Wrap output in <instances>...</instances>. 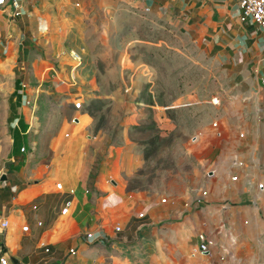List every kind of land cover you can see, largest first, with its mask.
<instances>
[{
    "label": "crops",
    "instance_id": "crops-1",
    "mask_svg": "<svg viewBox=\"0 0 264 264\" xmlns=\"http://www.w3.org/2000/svg\"><path fill=\"white\" fill-rule=\"evenodd\" d=\"M16 1L20 8L15 19L9 20L7 11L0 14V67L6 71L7 63L12 65L9 43L15 41L17 57L31 58L28 69L37 80L31 85L16 79L7 89L4 119L9 136L10 130H18L21 140L16 145L10 136L6 148L0 142V176H6L0 181V222L8 221L5 228L0 226V251L14 264H264V29L241 20L236 0ZM128 5L129 10H142L185 27L208 54L227 64L226 71L235 79V95L218 104L207 98L165 103L149 90L151 101L136 102L141 106V122L147 109L154 110L160 121L170 120L173 112L193 113L196 131L189 136L182 163L176 169L154 171L153 184L164 185L160 191L127 188L126 177L148 160L144 156L132 161L135 153L130 146L122 152L112 149L100 162L97 183L108 179V192L87 193V161L81 154L100 150L105 136L101 131L88 134L90 116L61 136L63 150L79 153L72 163L65 156L61 161L70 171L60 169V175L71 188L52 192L30 183L22 168L33 142L29 135L32 103L42 81L56 76L68 90L67 84L74 82L84 94L109 99L117 106H126L127 101L132 105L137 92L154 85L147 65L125 59L128 51L123 49L118 56L120 70L130 71L123 86L132 94L120 95L117 87L105 94L97 90L94 61L100 55L96 45L103 38L90 34L98 26L94 17L106 19L108 36L113 25L108 18ZM25 33L37 38L33 47L29 40H20ZM70 50L81 56L80 64H74ZM75 68L77 76L71 75ZM69 191L74 193L65 207L61 196ZM64 209L69 212L64 214ZM87 232L96 239L86 241ZM201 232L213 242L207 252L199 248ZM44 245L49 252L42 249ZM70 247L77 248L75 255H68Z\"/></svg>",
    "mask_w": 264,
    "mask_h": 264
},
{
    "label": "rangeland",
    "instance_id": "rangeland-1",
    "mask_svg": "<svg viewBox=\"0 0 264 264\" xmlns=\"http://www.w3.org/2000/svg\"><path fill=\"white\" fill-rule=\"evenodd\" d=\"M75 1L78 0H72V3ZM129 7V5L126 9L119 7L114 16L108 18L113 24L109 26L108 36L104 21L106 19L94 17L93 21L98 26L97 30L90 34L103 38L98 40L96 45L100 55L94 61L97 68L95 75L98 81L97 90L99 94H105L113 87H117L120 95L132 94L133 91L130 89L125 92L123 86L130 73L129 70H120L118 56L123 49L128 51V54L124 55L125 59L137 60L140 66L147 65L152 73L154 85L152 88L146 87L137 92L135 99L130 97V100L134 99L132 105L127 101L126 106H117L111 105L109 99H98L84 94L76 88L74 82L67 84L70 87L68 90L64 81L56 76L42 81V86L32 103L34 109L31 112L29 135L33 142L25 152L22 168L30 183L38 184L44 190L52 192H62L66 187L71 188L69 185L65 186L64 177L60 175L61 171H70L61 161L65 156L68 163H72L79 153L76 150H63L61 145L65 140H62L61 136L72 124L78 123L79 120L80 123H86L87 117L90 116L86 127L88 134L101 131L105 136L100 150L89 155L81 154L83 160L87 161L84 173L87 193L99 196L108 192L111 187L108 179L103 180L102 184L97 183L100 182L98 180L100 162L108 157L112 149L120 148L122 152L128 150L130 146L135 153L131 156L132 161L139 162L144 156L148 157V160L136 168L132 175L126 177L127 188L160 191L164 185L153 184L154 171L158 168L176 169L182 163L183 151L187 147L189 136L196 131V127L192 125L193 113L187 116L173 112L170 120L160 121L155 118L154 110L147 109L146 120L141 122L138 117V108L141 106L136 102L151 101L152 94L149 90L165 103L177 99L199 98L212 101L214 97L220 101L224 97L235 95V79L226 71L227 64L222 63L212 53L208 54L205 45L191 39L185 27L163 18L149 16L142 10H129ZM79 10L81 12L82 8ZM28 38V34L25 33L20 40L22 42L29 40L31 46L37 41L36 37ZM9 46L11 54L8 60L16 63L14 65L7 63L9 64L7 73L0 67V81L3 82V89L0 91V142L4 148L10 143V136L16 145L21 140L18 130H10L9 136L4 119V103L9 98L7 89L16 79L29 82L31 85L36 84L37 80L28 69L31 58L23 55L17 57V42H11ZM21 66L25 69H21ZM77 74H79L77 68L71 71V75ZM43 78L45 79V75ZM126 117L131 118L130 121H125ZM83 140L90 145V140L84 137ZM99 140L101 138H98ZM144 145L146 146L143 147ZM91 148L95 150V147ZM73 193L69 191L61 196L65 207ZM63 212L66 214L69 210L64 209Z\"/></svg>",
    "mask_w": 264,
    "mask_h": 264
},
{
    "label": "built area",
    "instance_id": "built-area-1",
    "mask_svg": "<svg viewBox=\"0 0 264 264\" xmlns=\"http://www.w3.org/2000/svg\"><path fill=\"white\" fill-rule=\"evenodd\" d=\"M241 8V20L243 22L252 21L260 28L264 29V0H236ZM20 5L16 0H12L11 4H9V0H0V14L4 11H7V16L9 20L15 19L19 14ZM70 57L74 60V64L78 65L81 62V56L73 50L69 52ZM264 83V79H262ZM213 103H219V99L217 97L212 98ZM25 148L21 147V151H24ZM1 174V172H0ZM232 179L236 180L237 176H233ZM165 199H162L164 201ZM35 208V206H33ZM142 213H139V216H142ZM40 224V222H39ZM8 225V221L6 219L0 222V226L5 228ZM115 230L119 231L120 226H115ZM84 238L86 241L90 242L96 239L94 233L87 232L84 234ZM200 240V250L203 252H207L210 249V245H212V240H210L204 232L199 234ZM45 252H49L50 248L48 245H44L42 248ZM77 252L76 247H70L68 249V255H75ZM0 264H14L10 260L9 256H7L4 252L0 251ZM150 264V263H146Z\"/></svg>",
    "mask_w": 264,
    "mask_h": 264
},
{
    "label": "water",
    "instance_id": "water-1",
    "mask_svg": "<svg viewBox=\"0 0 264 264\" xmlns=\"http://www.w3.org/2000/svg\"><path fill=\"white\" fill-rule=\"evenodd\" d=\"M11 2H12V0H9V4H11ZM2 180H6V176H5V174H2L1 176H0V181H2ZM11 260V259H10ZM12 261V260H11ZM12 263H14L13 261H12Z\"/></svg>",
    "mask_w": 264,
    "mask_h": 264
},
{
    "label": "clouds",
    "instance_id": "clouds-1",
    "mask_svg": "<svg viewBox=\"0 0 264 264\" xmlns=\"http://www.w3.org/2000/svg\"><path fill=\"white\" fill-rule=\"evenodd\" d=\"M109 199L111 200L112 203H116V202H117V201H116L114 198H112V197H110Z\"/></svg>",
    "mask_w": 264,
    "mask_h": 264
}]
</instances>
